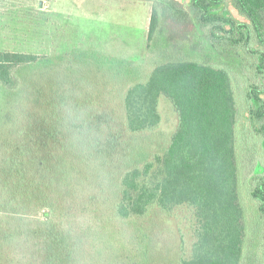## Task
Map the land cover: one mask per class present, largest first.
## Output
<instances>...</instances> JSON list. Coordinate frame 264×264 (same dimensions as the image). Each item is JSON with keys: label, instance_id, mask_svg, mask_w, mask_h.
Masks as SVG:
<instances>
[{"label": "rangeland", "instance_id": "1", "mask_svg": "<svg viewBox=\"0 0 264 264\" xmlns=\"http://www.w3.org/2000/svg\"><path fill=\"white\" fill-rule=\"evenodd\" d=\"M170 1L193 15L192 0ZM226 3L242 21L232 1ZM0 4V50L41 58L16 69L18 91L0 87V157L9 150L19 152L24 141L44 156L58 146L82 181L90 177L78 181L70 198L73 203L60 202L65 209L56 207L51 217L43 214L44 208L41 213L30 210L32 224L27 226L20 215L0 210L4 243L0 264H45L40 237L24 233L33 228L40 234L52 220L64 234L58 251L62 246L66 251V240L71 249L69 261L59 264H180L189 255L194 233L188 208L170 212L153 208L143 217L129 219L114 211L122 174L162 153L178 126L172 102L162 96L159 126L128 132L125 91L146 79L158 64L183 58L227 66L235 77L239 172L246 185L240 202L248 226L242 264H264V219L248 193L257 176L256 162L264 165V149L260 124L251 120L248 89L238 78L241 73H256L254 56L229 53L236 51L230 45H225L227 53H218L207 41L205 28L168 14L149 41L153 6L163 7L157 0H0ZM49 129L59 135L51 147L47 132H42ZM49 195L55 196L52 190Z\"/></svg>", "mask_w": 264, "mask_h": 264}, {"label": "trees", "instance_id": "2", "mask_svg": "<svg viewBox=\"0 0 264 264\" xmlns=\"http://www.w3.org/2000/svg\"><path fill=\"white\" fill-rule=\"evenodd\" d=\"M157 1L163 7L153 6L149 41L160 19L168 14L205 28L207 41L218 53H227L225 45H230L236 51L229 53L247 52L255 57L256 73H241L238 78L248 89L251 120L260 124L264 149V0H230L242 21L233 16L227 0H192L193 15L170 0ZM40 59L37 54L0 50V87L18 91L21 80L16 69ZM236 87L227 66L183 58L158 64L146 79L132 84L124 94V125L128 132L143 133L159 126L162 96L172 102L178 126L162 153L122 174L114 211L120 218L129 219L143 217L153 208L164 212L188 208L193 215L194 241L180 264L243 263L248 226L246 208L240 202L246 185L239 172L240 106ZM42 132H47L50 147L56 145L59 135L52 129ZM19 146V152L9 150L0 157V210H5L6 215H20L27 226L32 224L30 210L41 213L44 208L43 214L51 217L56 207L65 209L60 202L73 203L70 198L77 184L90 177L82 181L77 167L58 152V146L47 156L34 152L25 141ZM255 172L257 176L248 193L262 214L259 217L264 219V165L260 160ZM49 190L55 196L51 197ZM52 221L42 234L33 228L24 234L40 237L45 264L68 262L69 243L65 238L66 251H61L63 246L58 251L64 234ZM54 244L58 245L55 249ZM262 246L264 257V235Z\"/></svg>", "mask_w": 264, "mask_h": 264}, {"label": "crops", "instance_id": "3", "mask_svg": "<svg viewBox=\"0 0 264 264\" xmlns=\"http://www.w3.org/2000/svg\"><path fill=\"white\" fill-rule=\"evenodd\" d=\"M1 5V4H0ZM3 12V10H2V6H0V15H1V13Z\"/></svg>", "mask_w": 264, "mask_h": 264}, {"label": "water", "instance_id": "4", "mask_svg": "<svg viewBox=\"0 0 264 264\" xmlns=\"http://www.w3.org/2000/svg\"><path fill=\"white\" fill-rule=\"evenodd\" d=\"M41 6H42V3H41Z\"/></svg>", "mask_w": 264, "mask_h": 264}]
</instances>
